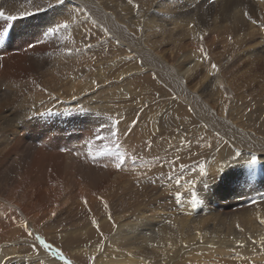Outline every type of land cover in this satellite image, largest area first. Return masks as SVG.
Segmentation results:
<instances>
[{"label": "bare ground", "instance_id": "1", "mask_svg": "<svg viewBox=\"0 0 264 264\" xmlns=\"http://www.w3.org/2000/svg\"><path fill=\"white\" fill-rule=\"evenodd\" d=\"M132 1L137 4L140 2V0ZM194 1L197 3L198 0H186L185 4L193 3ZM123 2L124 0H63L62 3L55 4L46 11L37 12V6L41 8L45 7L46 0H0V10H2L5 15L17 17V19L13 21L0 19V54H9L4 56L7 57L5 60L0 61V71L3 73V81L7 83H5V87L7 85L10 88L8 96L11 97L12 95H16L12 94V92L17 93V95L20 94V97L17 96L16 100L19 99V101L22 102L24 109L18 111L19 115L17 117L19 120L24 121L26 116H28L27 109H29V107L26 108L24 103H31V106L38 105L43 101L47 102L49 100L51 102V100L54 99H57V101L60 100L61 102L70 101L82 94H87L97 87L106 88L105 75L107 70L105 71L106 73L103 71V64L101 63V65L94 70L95 72L92 76H84L81 78L77 75L79 73H84L90 61L87 57L88 53L86 52L89 49L88 47V49H85L81 53H77L81 50L79 46H82L84 43L88 44L89 42V40L83 36L85 30L89 32L90 22L88 20L87 23V17L93 15L96 18L95 21H103V17L105 16L102 17V12L107 10L112 13H109L110 15H114L118 10L117 8L124 6ZM141 3L147 7L157 5L156 8L161 6H171L170 8H173L172 6L175 5L172 4V0H145ZM128 6L131 7L126 3V7ZM233 10L237 13L236 17H232L234 20L233 25L237 27L235 30L238 33H242V41L245 37L250 36L251 29H247V31L246 29L244 30L247 21L240 13L239 9L234 7ZM231 12L233 11L231 10ZM26 13H32L33 15H26ZM129 13L131 12L127 14L129 15ZM134 13L135 12H133V14ZM137 13H139V11ZM104 14H106V12ZM121 14L124 15L125 13L123 14L121 12ZM178 17H180V15ZM178 17L176 18L178 19ZM119 18H115L114 21L111 20L115 27V33H117L115 37H118L119 40L121 39V41L127 44V41H132L131 37L133 36L122 28L118 22ZM177 19L174 21V25L177 28L181 27V31L190 32L188 36L198 35L199 30H197L195 26L188 29L187 26L189 23H184V20ZM214 19L213 24L209 25V31H212L210 35L213 36L212 42L219 40L223 43H227V39L231 36L233 37V29L235 27L233 28L232 26L227 28L226 26L224 31L220 30L219 27L222 26L220 21H218V18ZM165 20L163 22H165ZM255 20L256 19H254V22ZM64 21H67L69 24L67 30H61L58 34L47 38L43 36L47 27L53 26L56 22L63 23ZM169 21L171 20L169 19ZM225 22L227 23V21ZM230 23L232 22L230 21ZM164 24L165 23H163V25ZM175 26L171 28L168 27L161 32L162 35L164 33L168 36L170 35L166 40L172 42L176 39H182L181 36L177 34V30H174ZM8 28H11L12 31L9 38L5 39L1 37V35L5 37V32ZM214 29L218 31H214ZM158 30L160 31V29ZM88 32L86 34L89 35ZM88 35L86 36L88 37ZM93 35H95V33ZM172 35H178V38L174 37L172 40ZM204 36L205 34H202V37ZM153 38L155 39V37ZM37 40H41L42 42L37 43ZM148 42L152 47L155 45L152 39H149ZM159 43L160 41H158L156 45ZM30 45H34V47H30ZM135 47V51L141 55L140 57L144 63L142 66H145V69L140 70L138 68L140 65H138L137 70L142 74L131 79L132 81L126 78L121 79L123 77L122 74L119 75L117 80H126L127 85L136 81L145 83L148 82L146 80H150L151 77L153 79V76L157 75V78L172 87L171 89L173 92L176 91L175 94L180 96V106L177 105L176 107L175 103L174 106L170 105L165 109L164 103L160 106H164L163 109H165V112H168L166 115L161 114V117L160 114L155 115L153 113V116H149L152 120L149 119L148 116L146 117L148 118V122L149 120L151 121L149 125H151L152 128L146 123L147 126L153 129V133H155L151 135L149 132L150 137H148L147 126L141 130L143 134L142 139L144 140L145 138L142 149L144 154H147L144 155L140 150L134 147L129 149L130 152L123 148V150H113L121 153L125 158V162L120 169H117L115 164L112 165L114 163L112 161V164L106 166L107 168L105 170L95 167L96 169H93V171L92 166H89L90 169L86 168L88 167L86 166L85 170L87 169V172L84 178L85 180L82 179L83 181H78L76 178L62 180L56 179V177L52 181L44 180L41 172L38 175L40 178V182L38 183L37 181H33L34 179L30 177L31 175H24L23 179L21 177L20 181L14 183L13 187L9 188V186H2L0 188V193L2 192L0 194V264H68L69 261H71V264H264V103L255 105L258 102V95L264 89V86L257 91L258 94L251 91L250 96V93L247 94V92L250 91L249 89L251 86L238 87V84H236L238 77L244 74L243 71L240 69L237 71L231 70L230 73H226L228 74L226 75L222 71L223 67L222 69L213 67L215 63H210L212 64V66L209 64L210 67L207 66L206 74H198L200 80H198L196 85L190 82L188 74L192 70L191 68H185L184 70L177 68L176 70V68L169 69L163 66L161 70L162 73L155 74L153 72L154 75L147 74L148 69H150L147 67V63L149 61L154 63V61H152L154 55L149 46L145 47L143 43L137 42ZM43 49H46L45 52H42L44 57L40 54L41 58L37 60L35 53ZM120 53L118 54L120 55ZM190 53L191 57L193 56L196 62H199V60L196 59L197 56V58H199L198 51L195 52V50H192ZM33 54L36 62L43 63V59L47 60L48 68L44 71L49 72L48 74L51 76L49 80L44 79L43 75L46 73H42L43 71L40 73L39 71H35L33 75H29L24 80L21 78V75H26L28 74L27 72L33 70L29 63L33 61L31 57ZM155 54L157 56L164 55L159 52ZM90 55L94 58L96 54L92 55L90 53ZM82 57H87L89 61L85 62L87 60L85 58V63L81 61L78 68V66L73 63L79 61ZM122 57L123 56H121V58ZM100 61L103 62V59ZM100 61L98 60V62ZM162 61H160V63ZM237 62L239 61L237 60ZM199 63H201V61ZM221 63H224V61H221ZM231 63L233 62L231 61ZM174 69L178 73L177 75L174 74L175 71H170ZM144 70L146 72H144ZM164 70L165 72H163ZM158 71L160 72V70ZM179 75H181V77ZM131 76L129 75V77ZM26 84L27 87H29L28 91L30 96H28V91L25 96L23 95V91L26 90L23 86L26 87ZM132 85L134 86V83ZM31 87H35L36 89H32V91L30 90ZM139 89L138 87V90ZM107 90L112 93H117L118 89L116 87H107V89L100 91L98 97L101 96V98L107 100L109 98L108 94L105 93ZM170 93L169 95L174 94ZM239 93H243L246 97L240 96ZM133 94L135 93L133 92ZM143 95L142 93V96ZM161 97H163V95H161ZM251 98L255 99L254 102ZM246 99L249 100V105L246 103ZM146 100L147 99H145L144 102H146ZM100 102H97L96 105L100 104ZM138 102L140 103V101ZM63 103L64 102H62V104ZM46 107L47 106H45V109ZM187 108L192 115L189 114V112L188 114L184 113L187 111ZM249 108H251V112H249ZM34 111L37 110L34 109ZM181 112L184 114H181ZM137 117L138 114H136V118ZM262 117L263 119H261ZM144 118L143 116L142 119ZM14 121L16 122V119ZM202 122L205 124L204 127L199 126ZM11 125V119L7 115L0 114V139H3L6 135L9 136L7 128H12ZM140 125L142 126V123H140ZM154 129L159 131L157 133L158 135ZM138 133L139 131H137L136 139L141 140L140 137H142V135ZM184 134L188 137L193 135V141L188 143V141L191 140H186L187 138L184 139ZM102 135L103 134H101V136ZM194 137L198 140H202V143L200 144ZM86 139L87 138H85V140ZM217 139H219V142H216ZM4 144L5 143H3V145ZM99 144L97 143L96 146L99 147ZM105 144V147H107V143ZM110 148H113V146ZM92 152L93 154L96 152L95 147ZM195 152H198V154L202 156H200L202 159L199 161L198 159L195 160L196 156L193 155ZM97 154L94 155L96 156ZM79 156L80 155H78V157ZM95 158L96 157H94V159ZM112 158L115 157L112 156L106 161L109 160L111 163ZM81 161L83 162V160L79 159L80 163ZM46 162L44 163L46 164ZM255 162H258V166ZM68 164V166H62L61 163H59L58 167L55 165L49 166L48 164L47 167H50V170H57L59 168L61 170L59 172L75 177V163L73 164L72 162ZM221 167L223 168L219 172L218 178V169ZM91 170L94 173H91ZM17 173L19 174V171H17L16 174ZM148 180L151 181L150 184L155 180V186L157 185L156 182L161 183L158 189L159 193L155 192L159 185L158 187L156 186L157 188L154 186L150 187L152 184L148 185ZM137 182L143 186L142 193L134 189ZM149 187L152 191H148ZM39 188H41L43 194L39 196L36 195L38 198L36 197V199H34V192ZM150 192H153L151 193L152 195H150ZM69 205L72 206L70 208V214L65 217L64 211ZM69 222L71 225L70 227L65 225L66 223L69 224ZM54 224H59L61 229L54 231L55 229L53 226H56ZM29 233L32 235L30 236ZM37 236L44 237L45 242L52 244L53 247L57 243V245H60V248L62 247L66 250L64 252L65 254L63 253L64 259H61L59 256L54 257L51 251L45 249L43 244L36 239Z\"/></svg>", "mask_w": 264, "mask_h": 264}, {"label": "rangeland", "instance_id": "2", "mask_svg": "<svg viewBox=\"0 0 264 264\" xmlns=\"http://www.w3.org/2000/svg\"><path fill=\"white\" fill-rule=\"evenodd\" d=\"M144 1L145 0H140V2H138V4H137V3H134L132 0H124V2H123L124 6L123 7H121V8H117L116 7L118 9L117 10L118 13L117 12L114 13L115 16L114 15H110L112 13L108 12L107 10L104 11V12L101 11L102 12V17L105 16V17H103V21L100 20L102 22H100L98 20L95 21L96 18L93 15H89V17H87V23H88V20L90 22L89 23V25H90L89 32L87 30H85L83 36L87 40H89V42H88V44L84 43L82 46H79V49H81V50H79L77 54H79L82 51H84L85 49L89 48L88 51L89 52L91 51L90 53L92 55H94V54H96V55H94V58H93V56H91L90 53L88 51H86L88 53L87 57L90 59V61H89V59L87 57H85L87 60L85 58H83L84 57L83 56L81 59H79V61H76L73 64L77 65L78 68H79V66H80L79 63L81 61L82 62H84L85 60H86L85 62L89 61V64L87 65L88 67L85 68L84 73H79L80 75L77 74L81 78H83L84 76H92L94 74V72H95L94 70L97 69V67L99 65L103 64L102 65L103 71L105 72L107 70L106 71L107 73L105 72L106 73V75H105V77H106L105 78V83L107 84L106 88H104V87L98 88L97 87L96 89H93L92 91L88 92L87 94H82L79 97H75L74 99H71L70 101H62V102H64L63 104H62V102L60 100L57 101V99L51 100V102L49 100L47 102L43 101V102H40L41 104L39 103L38 105H31V106H30L31 103H24L26 108L29 107V109H27V111H28L27 115L28 116H26L24 121H21V120H19V118L17 116L19 115L18 111H20V110L22 111V109H24V106H23L22 102L19 101V99L16 100L17 96L20 97V94L17 95V93L12 92V94H16V95H12L11 97L8 96V94L10 92V90H9L10 88L7 85L5 87V83L6 82L3 81L4 80V79H2V78H4L2 76L3 73H2V71H0V103L2 104L4 102L2 105L0 104V108L2 109V110L0 109V114L7 115L11 119V124H12L11 125L12 128H9V127L7 128L8 129V133H9L8 134L9 136L6 135L7 140H6V137H4L3 139L2 138L0 139V149H1L0 150V165H1L0 166V182L2 184V185L0 184V188L2 186L3 187L9 186V188L13 187L14 183H17L18 181H20L21 177L23 179L24 175H26V176H28V175L30 176L31 175L30 177H32L34 179L33 181H37V183H38V182H40L39 181L40 178H39L38 175L41 172L43 174L42 178H44V180L52 181L56 177V179H62V180L63 179H73V178L75 179L76 178V180H78V181H83V180H85L84 178H85L86 172H87V169L85 170L86 166H88V167H86L88 169H90V167L92 166L93 167L92 170L96 169L98 167H99V169L105 170L107 168V167H105V165H107V166L111 165L112 161L114 162L112 165L117 163V160L115 158H112L111 163H110L109 160L106 161L107 159H110L112 157L110 155V152L112 153V152L118 151V149L119 150L120 149L121 150H123V149L126 150L127 149V151L130 152L129 149L134 147V148H137L138 150H140L144 154V151L142 149V145L144 144L143 141L145 140V138H144V140L142 139L143 138V134H142L141 130H143V128H145V126H147V124L148 125L150 124L149 122H151V121L149 120V122H148V118L151 119V117H149V116H153L154 114L155 115H158V114H160V115L161 114L162 115L165 114L166 115V113H168V112H165L166 107H169L170 105L174 106L175 103H176L175 104L176 107H177V105L180 106V104H181L180 96L175 94L176 91L173 92V90L171 89L172 87L168 86L164 81H162L161 79L157 78V75L155 76L153 74V72L155 74L156 73L157 74L158 73H162L161 70H162L163 66L168 67L169 69L176 68V70H177V68H179L181 70H184L185 68L186 69L187 68H191L192 70L188 74L189 77H190V82H193V84L195 83V85H196L198 80H200V78H199L200 76L198 74H200V75L203 74V73L206 74L207 66L210 67V66H212L213 63H215L216 65L215 64H213V65H215L216 67H219L220 69H222V67H223L222 71H223L224 74H226V73L229 74L231 70L237 71V70L240 69L241 71H243L244 74L241 75L242 77L241 76L238 77V79L236 81V84H238V87H240V86H242V87L251 86L250 89H249L250 91L247 92V94L250 93V96H251V91L257 93V91L260 88H262V86H264V0H227V1L226 0H198L197 3H196V1H194L193 3L192 2L191 3H187L189 5L185 4L186 0H172L173 1L172 4H175V5L172 6L173 8H170L171 6L170 7L161 6V7L156 8L157 5H153L152 6L153 8L152 7H147L146 5H143L141 3V2H144ZM161 1H163V0H161ZM165 2L168 3L167 1H165ZM126 3L129 4L131 7H129V6L126 7ZM224 3H226V4H224ZM216 4H217V9H216ZM142 6H143V8H146V9H143ZM226 6H228V7H226ZM234 7L239 9L240 13L244 16L245 20L247 21V24H245V26H244V30L246 29V31H247V29H249V30L251 29L250 30L251 33L249 34L250 36L245 37L242 41H241L242 33L241 32L238 33L235 30L237 27H235L233 25V22H234L233 18H234V16L236 17V15H237V13L234 12V10H233ZM126 8L127 9L131 8V9L127 10ZM171 9H172V11H171ZM226 10L227 11L229 10V11L227 12ZM231 10L233 12H231ZM132 11L135 12L134 13L135 15L133 14ZM138 11H139V13H137ZM140 11H143V12H140ZM105 12H106V14H104ZM121 12L123 14L125 13L124 14L125 16L122 15ZM126 12L127 13L131 12V13H129V15H128ZM144 12L147 13V14H145ZM141 13H143V14H141ZM226 13L228 14V16H227ZM152 14H154V15H152ZM126 15H127V17H126ZM179 15H180V17H178ZM222 15H223L224 18L222 17ZM109 16H112L113 18L109 17ZM176 17H178V19ZM181 17H186V18H181ZM228 17H229V19H228ZM115 18H119L118 22L122 26V28L125 29L128 33H131V36H133V37H131L132 41H127L128 45L126 43H124L123 41H121V39L119 40L118 37H115L116 36L115 34H117V33H115L116 32L115 29H114L115 27H114V25L111 22V20L114 21ZM214 18H218V21H220V23L222 25L221 26L219 24L221 26V27H219L220 30L224 31L226 26H227V28L228 27H232V26H233V28L235 27L233 29L234 30L233 37L232 36L229 37L227 39L228 40L227 43H223V42H221L219 40H218L219 42L218 41L212 42L213 36L210 35V34H212L211 33L212 31H209V25L213 24V22L215 20ZM169 19L171 21H169ZM175 19L184 20V23H189L188 26H187L188 29H190L192 26H195L197 28V30H199L198 35L195 34V36H192V35L188 36V34L190 32H184L183 30L181 31V29H180L181 27L177 28L174 25ZM219 19H221V20H219ZM254 19H256L255 22H254ZM164 20H165V22H163ZM125 21L126 22L128 21V22L126 23ZM225 21H227V23ZM230 21L232 23H230ZM259 21H261V22H259ZM98 23L99 24L101 23V24L99 25ZM163 23H165V24L163 25ZM149 24H151V25H149ZM158 24L160 25V27H159ZM166 24H167V26H166ZM133 26H134V28H133ZM139 26H140V29H139ZM172 26H175L174 30H177V32H178L177 34L180 35L181 38H182L181 40H177V39L173 40L174 37L178 38V35L177 36H173L172 35V40L173 41L171 42L169 40H166L167 38L170 37V35L168 36L166 33H164L163 35L161 34V32L163 30L167 29L168 27L171 28ZM145 27H146V29H145ZM156 28L160 29V31L158 29H156ZM216 30L214 29V31H216ZM87 32L89 33V35L86 34ZM107 32H109V33H107ZM94 33H95V35H93ZM208 33H209V35H208ZM202 34H205V36L202 37ZM251 34H252V36H251ZM253 34L254 35L256 34V35L254 36ZM86 35H88V37ZM1 37H3V35H1ZM153 37H155V39ZM149 39H152V41L155 42V45H154L155 47L154 46L152 47V46L149 45V42H148ZM98 40H100V41H98ZM136 41L138 43H143V46H145V47L149 46V48L151 49V52L154 55V58H152V61H154V63L150 62V61L147 63V67L150 68V69H148V73L147 74H151V75L153 74L154 76H153V79L151 77V79L150 80H146L148 82H145V83L137 82V81L136 82H131L132 84L134 83V86H133L131 83H129L127 85L126 84V80H123V81H125V82H123V81H118L117 79L119 78V75L122 74L123 77L121 79L126 78L127 80L132 81L131 79H133L134 77H137L138 75L142 74V73H139L138 70H137L138 65H140L138 67L140 70L145 69V66H142V65H144V63H143L142 58L140 57L141 55H139L135 51V49H136L135 46L137 45ZM158 41H160V43L158 45H156V43ZM167 43H168V45H167ZM55 44H56V42H55ZM98 44H99V46H98ZM94 45H95V47H94ZM246 45H248V46H246ZM92 46H93V48H92ZM90 47H91V49H90ZM120 48H121V50H120ZM93 49L95 50V52H94ZM114 49H116V50H114ZM201 49H203L204 51H201ZM248 49L249 50L251 49L250 52H249ZM192 50H195V52L198 51L199 58H197L198 57L197 56L196 59H198L199 62L201 61V63L196 62V60H195V58H193V56L191 57V55H190L191 53L190 52H192ZM45 51H46V49H43V50H40L37 53H35L36 59L38 60L39 58H41L40 54H42V52H45ZM92 51H93V53H92ZM157 51L159 53H163L164 55L157 56L155 54V53H158ZM180 52H182V53H180ZM243 52H245V53H243ZM260 52H261V54H260ZM118 53H120V55ZM202 53H206V55L202 54ZM248 54H249V56H248ZM98 55H100V56H98ZM124 55H125V57H124ZM0 56H1V54H0ZM121 56H123V57L121 58ZM136 56H137V58H136ZM31 57H32L33 61H31L29 63L31 64V69H33V70L31 72H27L28 74H26V75H21V78H23V80H24L29 75H33L35 71H39V73L41 71H43L42 73H46V74L43 75L44 79L49 80L50 77H51L50 74H48L49 72H45L44 71L45 69L48 68L47 60L43 59V63H40V62H36L35 61L34 54H33V56L31 55ZM43 57H44V55H43ZM96 57H97V59H96ZM105 57H107V58H105ZM160 58H162V59H160ZM163 58L166 61H164ZM256 58H258L259 60L256 59ZM91 59H92V61H91ZM102 59H103V62L100 61ZM107 59H108V61H107ZM98 60L100 62H98ZM104 60H106V61H104ZM131 60H132V62H131ZM139 60H140V62H139ZM237 60L239 62H237ZM0 61H3V59H1ZM114 61H116V62H114ZM155 61H156V63H155ZM160 61H162L163 63L161 62L162 63L161 64ZM188 61H190L191 63L188 62ZM205 61H207V62H205ZM221 61L222 62L224 61V63H221ZM231 61L233 63H231ZM112 62H113V64H112ZM29 63H28V65H29ZM158 63H160L161 65L158 64ZM183 63H185V64H183ZM210 63H212V64H210ZM94 64H96V65H94ZM105 64H107V65H105ZM125 64H127V65H125ZM195 64H197V65H195ZM209 64H210V66H209ZM112 65H114V66H112ZM0 66H1V64H0ZM226 68H228V69H226ZM126 70H128L129 73ZM158 70H160V72ZM165 70L163 72H165ZM176 70L174 69V70H170V71H172V72L175 71L174 74L177 75L178 73L176 72ZM144 72H146V71L144 70ZM228 74H226V75H228ZM112 75H114V76H112ZM129 75L130 76L132 75V76L129 77ZM179 76L181 77V75H179ZM106 80H107V82H106ZM151 82H154V83H151ZM156 83H159V84H156ZM164 83H165V85H164ZM257 83H259V84H257ZM138 84H139V86H138ZM131 85H132V87H131ZM107 87H116L118 89L117 93H112L109 90H107V91H105V93H107L108 97H109L107 100L101 98V96L98 97L100 91H103V90L107 89ZM135 87H136V89H135ZM138 87L141 90H143V91H141L140 89L138 90ZM23 88L26 89V90L23 91V93H24L23 95L25 96V94L29 90L28 89L29 87H27V84H26V87L23 86ZM131 88H133L134 90L131 89ZM162 88H163V90H162ZM32 89L34 90L36 88L35 87H33V88L31 87L30 90H32ZM164 90H166V91H164ZM227 90H228V88H227ZM170 91H171V93H174V94H171ZM133 92L135 94H133ZM146 92L149 95L151 94L150 97H149V95L146 94ZM166 92H169L172 96L169 95V93H166ZM139 93H140V95H139ZM142 93L144 94L143 96H142ZM157 94H159V95H157ZM165 94H166V96H165ZM161 95H163V97H165L166 99L161 97ZM167 95H168V97H167ZM173 95L174 96L176 95V96L174 97ZM239 95L242 96V97H246L243 93H239ZM28 96H30L29 95V91H28ZM157 96H158V98H157ZM178 96H179V98H178ZM93 97H94V99H93ZM141 98L142 99H144V98L147 99L146 102H144L145 99L142 100ZM133 100H136V101H133ZM246 100H247L246 103H248V105H249V103H250V102H248L249 100L248 99H246ZM251 100L254 102L255 99L251 98ZM138 101H140V103ZM97 102H100V104L96 105ZM147 102H148L149 105L147 104ZM169 102H171V103L173 102V103L171 104ZM164 103L165 104L167 103V104L165 105ZM258 103H259V105L261 103H264V89L258 95V102L255 105H258ZM79 104H81V105H79ZM143 104H145V105H143ZM161 104H164L165 107L163 105L160 106ZM182 104H184V103H182ZM39 106H41L42 108L44 107V108L42 109ZM45 106H47L46 109H45ZM52 106H53V108H52ZM117 107H118V110H117ZM147 107H149V108H147ZM159 107H161V108H159ZM163 107L165 109H163ZM33 108L35 110H37V111H34ZM74 108H76V109H74ZM92 108H94L96 110H94ZM39 109H41V110H39ZM81 109H84V110L86 109V110L84 111V110H81ZM249 109H250L249 112H251V108H249ZM138 110H141V111H138ZM8 112H10V113H8ZM146 112H147V114H146ZM183 112H181V114H184V113L188 114V112H189V114H191V112L188 110V108H187L186 112H184V113ZM148 113H150V114H148ZM136 114H138L137 118H136ZM162 115H161V117H162ZM143 116L145 117L144 119L147 120V121L142 119ZM147 116H148V118H146ZM106 117H108V118H106ZM15 119H16V122L14 121ZM136 119L137 120L139 119V120L137 121ZM261 119H263V117ZM100 120H101V122H100ZM142 120H144L145 122L142 121ZM20 122H21V124H20ZM143 122H144V124H143ZM188 122H190V121H188ZM17 123H19V125ZM108 123H110V124H108ZM140 123H142V126L140 125ZM257 123H260V122H257ZM100 124H102V125H100ZM201 124H202V126H201ZM13 125H15V126H13ZM128 126L131 127V128H129ZM137 126H140V127H137ZM149 126L151 127V125H149ZM149 126L146 127V129H148V131L146 130L147 133H148V135H147L148 137H150L149 132L151 133V135L155 134V133H153V129H150ZM199 126L200 127H204L205 124L202 122V123L199 124ZM134 128H137V129H134ZM124 129H125V131H124ZM171 129L174 130L173 128H171ZM24 130H25V132H24ZM73 130H74V132H73ZM101 130H102V132H101ZM248 130H250V129H248ZM137 131H139V133H138L139 135H142V137H140L141 140H137L136 139ZM155 131H156V134L159 132L157 130H155ZM26 134H28V135H26ZM101 134H103V135L101 136ZM134 134H135V136H134ZM85 135H87V136H85ZM103 136H105V137H103ZM109 136H110L111 139L109 138ZM186 136L187 135L184 134V139L187 138L186 140H191V141H188V143L193 141V135H191V137H188V136L186 137ZM10 137H11V139H10ZM85 138H87V139L85 140ZM194 138H196V137H194ZM9 139H10V142H9ZM17 139H19V140H17ZM28 140L29 141H33V142H35V141L38 142L39 141V143L46 144V145L43 146L44 150L42 151V150H39L37 148H34V147L30 146V142ZM2 142L5 143V144L3 145ZM109 142H111L112 144L109 143ZM139 142H140V144H139ZM198 142L201 144L202 140H198ZM216 142H219V139H217ZM97 143L98 144L100 143L99 147L96 146ZM105 143H107V147H105L106 146ZM113 143H114L115 146L113 145ZM116 143H118V144H116ZM130 143H132V144H130ZM137 145H140V146H137ZM92 146H93V148H92ZM112 146H113V148H110ZM94 147H95V151L98 153V154L96 152L94 153V154H97L96 156L92 152V150H94ZM63 149L67 150L66 154H62L60 152V150H63ZM100 150H102V151H100ZM113 150H115V151H113ZM51 153H53V154H51ZM91 153H92V155H91ZM102 153L103 154H108V155H103ZM145 154H147V153H145ZM78 155H80L82 158L80 156L78 157ZM193 155L196 156L195 160L198 159V161H199L200 159H202L201 158L202 156L199 155L198 152L197 153L195 152V154H193ZM94 157H96V158L94 159ZM79 159L83 160V162L81 161V163H80ZM43 161L44 162L48 161V162H46V164H45ZM72 162H73V164L75 163L74 166H76L75 170H74V172H75L74 174H76V175H74L75 177H73V176H71L69 174L65 175V173L59 172V171H61L59 168L57 170H55V169H51L50 170L49 169L50 167H47L48 164H49V166L55 165V166L58 167L59 163H61L62 166H68L69 165L68 163H72ZM87 162H88L89 165L87 164ZM124 162H125V160H124ZM124 162H123V164H124ZM77 164H78V167L80 166L79 167L80 169L77 167ZM255 164L258 166V162H255ZM83 166H84V168H83ZM41 168H43V169H41ZM35 170H37V171H35ZM92 170H91V173H94L93 172L94 170L93 171ZM17 171H19V174L17 173L18 176L16 174ZM21 173H22L23 176L21 175ZM82 173H84V174H82ZM62 175H64V176H62ZM82 175H84V176H82ZM13 176H15V177H13ZM81 177H83V178H81ZM147 182H148V185L152 184L150 187L154 186L155 188H157L158 185H159L157 190H155V192L159 193L158 189L160 188V184L161 183H159V182L157 183L156 182V184H157L156 185L157 187H156L155 184H154L155 180L151 184H150V182H151L150 180H148ZM4 183H8V184H4ZM78 185H80V184H78ZM78 185H77V187H78ZM74 186H75V184H74ZM150 187L148 188V191L149 190L152 191V189ZM134 189L136 191H139L140 193L143 192V186L139 182H137L135 184V188ZM39 190H40V192H39ZM132 190H133V188H132ZM42 192H41V188L37 189L34 192V194H35V198L34 199H36V197L38 198L39 195H42L43 194ZM151 193H153V192H150V195H152ZM36 195H38V196H36ZM71 207L72 206L69 205L66 208V210L64 211L65 217L70 214V208ZM54 225H56V226H53V228L55 229L54 231L61 229L60 228L61 226H59V224H54ZM65 225L66 226L68 225V227L71 226L70 222H69V224L66 223ZM53 228L51 227L52 230H53ZM45 243H47V242H45ZM56 246H58V247H56ZM59 246L60 245H57V243L54 245L55 248L60 249L62 251V253H64L66 250H64L62 247L60 248Z\"/></svg>", "mask_w": 264, "mask_h": 264}, {"label": "snow or ice", "instance_id": "3", "mask_svg": "<svg viewBox=\"0 0 264 264\" xmlns=\"http://www.w3.org/2000/svg\"><path fill=\"white\" fill-rule=\"evenodd\" d=\"M63 0H46V5L45 7L41 8L39 6H37V12H42V11H46L48 8L54 6L55 4L58 3H62ZM26 15H33L32 13H26ZM0 19L6 20V21H13L16 20L17 17L13 16V15H5V13L0 10ZM69 27V24L67 21H64L63 23L60 22H56L53 26H49L46 28V31H44L43 36L45 38L52 36V35H56L58 34L61 30H67ZM42 42L41 40H37V43ZM30 47H34V45H30ZM201 51H203V49H201ZM206 55V54H205ZM213 67L215 68L216 66L213 65ZM103 155H108V154H103ZM111 156L115 157L117 160V163L115 164V167L117 169H120L122 167V164L124 162V156L119 153V152H112L110 153ZM107 165H105L106 167ZM223 167H221L220 169H218V178H219V172L222 170ZM203 171V169H202ZM29 235L31 236L32 234L29 233ZM36 239H38L40 241L41 244H43V247L45 249H48L51 251L52 255L55 256H59L61 259H64L63 253L61 252L60 249L53 247L52 244L49 243H45V239L42 236H37ZM34 246V245H33ZM68 264H71V261L68 262Z\"/></svg>", "mask_w": 264, "mask_h": 264}]
</instances>
